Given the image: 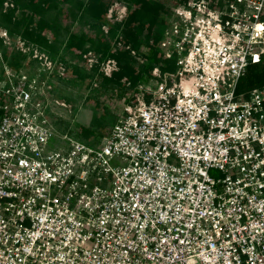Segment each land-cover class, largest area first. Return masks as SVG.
<instances>
[{
    "label": "built area",
    "instance_id": "1",
    "mask_svg": "<svg viewBox=\"0 0 264 264\" xmlns=\"http://www.w3.org/2000/svg\"><path fill=\"white\" fill-rule=\"evenodd\" d=\"M167 1L161 61L95 147L49 119L66 66L0 26V264H264V86L236 93L264 55V0ZM126 13L107 0L109 21Z\"/></svg>",
    "mask_w": 264,
    "mask_h": 264
},
{
    "label": "trees",
    "instance_id": "2",
    "mask_svg": "<svg viewBox=\"0 0 264 264\" xmlns=\"http://www.w3.org/2000/svg\"><path fill=\"white\" fill-rule=\"evenodd\" d=\"M5 1L0 0V26L43 48L52 61L64 64L65 79L83 80L77 68L82 65L87 69L81 56L88 49L98 54L101 60L115 59L118 70L111 78L103 77L97 68L89 70V74L94 77L96 88L108 90L121 99L138 83L146 81L153 66L161 61L157 46L168 25L169 9L174 4L167 0H118L127 6V13L121 23H114L106 18L107 0H11L12 8L4 10ZM103 26L108 28V33H104ZM149 40L153 43L148 44ZM116 42L129 50L115 49ZM130 50L137 52V56H132ZM27 64L30 60L19 53L10 62L18 72L25 71ZM123 80L128 85H124ZM262 86L264 55L258 64L247 68L238 81L236 93L246 94ZM113 120L116 121V115ZM110 129L111 126L104 137ZM88 131L79 127L77 132ZM93 134L94 139L98 137V133Z\"/></svg>",
    "mask_w": 264,
    "mask_h": 264
},
{
    "label": "rangeland",
    "instance_id": "3",
    "mask_svg": "<svg viewBox=\"0 0 264 264\" xmlns=\"http://www.w3.org/2000/svg\"><path fill=\"white\" fill-rule=\"evenodd\" d=\"M77 69L83 76L81 82L74 81L72 78L52 79L53 90L50 91L49 96V119L58 132L76 134L82 142L95 147L103 139L110 126H113L115 122L113 119L122 99L112 95L108 90L104 91L102 88L94 87V77L89 74L88 69L82 65H78ZM26 71L33 73L35 68L30 64L26 67ZM53 100L64 103L66 108L55 105ZM79 127L89 131L78 134ZM93 133H98V137L94 139ZM59 146L62 144L58 139H52L48 143L50 150ZM120 164L122 161L118 158L111 161L112 166Z\"/></svg>",
    "mask_w": 264,
    "mask_h": 264
},
{
    "label": "snow or ice",
    "instance_id": "4",
    "mask_svg": "<svg viewBox=\"0 0 264 264\" xmlns=\"http://www.w3.org/2000/svg\"><path fill=\"white\" fill-rule=\"evenodd\" d=\"M262 30H264V29H262Z\"/></svg>",
    "mask_w": 264,
    "mask_h": 264
}]
</instances>
